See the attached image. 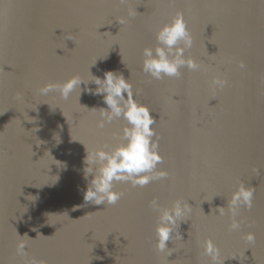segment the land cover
Masks as SVG:
<instances>
[{
  "label": "water",
  "instance_id": "95a60500",
  "mask_svg": "<svg viewBox=\"0 0 264 264\" xmlns=\"http://www.w3.org/2000/svg\"><path fill=\"white\" fill-rule=\"evenodd\" d=\"M177 12L193 38L185 56L201 69L153 80L141 70L143 49ZM105 71L122 73L152 111L158 168L169 175L144 187L117 183L115 205H94L83 198L86 149L121 143L125 121L98 126L89 109L107 106L85 90L94 83L67 100L39 89ZM214 77L229 86L213 88ZM240 182L255 189L253 207L240 209L241 228L231 231L230 214L214 210ZM154 197L192 207L168 256L155 249ZM25 234L34 240L21 257ZM208 238L219 264H264V0H0V264H212Z\"/></svg>",
  "mask_w": 264,
  "mask_h": 264
},
{
  "label": "clouds",
  "instance_id": "9594fccd",
  "mask_svg": "<svg viewBox=\"0 0 264 264\" xmlns=\"http://www.w3.org/2000/svg\"><path fill=\"white\" fill-rule=\"evenodd\" d=\"M136 13L137 11L134 10L129 15ZM126 22L123 17L118 20L120 25ZM155 40V47L143 49L141 68L142 72L153 80L160 81L166 77L179 78L183 68L192 71L201 69V65L194 58L185 56V52L192 47L193 38L182 12H177L170 22L164 23L156 30ZM239 67L245 69L247 66L240 61ZM91 76L92 79L87 81L79 75H73L62 83H47L39 89V93L46 96L49 93L58 92L63 99L67 100L77 89L81 91L82 83L87 85L91 82L96 85L95 89L86 88L85 90L92 95L102 96L103 103L107 106L99 109L86 107L90 111L99 113L98 126L104 128L106 124H111L114 120L125 121L120 134L121 143L110 150H105L104 147L88 150L85 147L86 156L83 161V174L88 181L83 193L85 203L115 205L123 196L122 192L115 190L117 183L144 187L154 180L167 178L169 173L167 170L158 168V165L163 163V157L159 153V138L155 131L156 120L150 108L135 99L129 79H125L122 73L114 71H105L103 78L92 74ZM211 86L223 89L229 86V81L214 77ZM89 177H91L90 180ZM254 194L253 187L240 182L227 200V207H218L214 212H218L219 216L230 214L229 229L238 231L242 223L237 218L240 209L250 210L253 207ZM149 207L158 213L155 226V249L159 253L167 252L168 256L172 251L167 247V242L173 241L174 237L182 240L178 229L181 222L190 220L192 207L187 201L180 199L175 200L171 207H162L158 198L155 197L149 202ZM20 237L16 245V253L24 257L28 241L34 239L29 238L27 234ZM244 239L249 243L254 242L255 233L244 234ZM203 252L211 259L212 264H219L220 249L211 238L205 239ZM28 264H46V262L33 258Z\"/></svg>",
  "mask_w": 264,
  "mask_h": 264
}]
</instances>
